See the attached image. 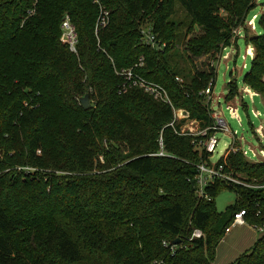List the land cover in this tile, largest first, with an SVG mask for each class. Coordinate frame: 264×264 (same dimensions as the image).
I'll list each match as a JSON object with an SVG mask.
<instances>
[{"label":"trees","instance_id":"obj_1","mask_svg":"<svg viewBox=\"0 0 264 264\" xmlns=\"http://www.w3.org/2000/svg\"><path fill=\"white\" fill-rule=\"evenodd\" d=\"M100 1L110 22L96 34L93 0H0V264H213L241 211L261 237L234 264H264V163L229 153L217 165L242 183L198 195L197 166L211 155L197 141L215 124L202 93L216 73L191 75L177 61L184 27L202 32L185 42L188 59L214 58L244 32L255 52L244 83L264 101V34L246 30L258 0ZM65 16L77 56L60 41ZM143 27L163 49L143 42ZM122 69L163 87L172 106L139 88L123 93ZM227 89L229 104L239 95ZM173 109L206 135L183 134ZM224 191L236 202L221 213Z\"/></svg>","mask_w":264,"mask_h":264},{"label":"rangeland","instance_id":"obj_2","mask_svg":"<svg viewBox=\"0 0 264 264\" xmlns=\"http://www.w3.org/2000/svg\"><path fill=\"white\" fill-rule=\"evenodd\" d=\"M257 5L258 6L250 13V20L246 24V30L249 37H253L256 35L261 36L264 34V27L261 23V20L264 16V0H258ZM255 15L257 18L254 21L253 19ZM177 19L178 21H184L186 25L188 23V20L185 17V13L179 9ZM142 29L147 30L149 28L143 27ZM186 32V27H184V29L182 30L184 39L181 40L182 43L178 46L179 57L177 61L180 66L187 72H191V75L195 74L196 72H211V70L214 69L216 73V79L215 85L212 88V98L208 102V96L204 97V105L210 108V112L212 111V109L222 112L224 115V119L227 121L230 131L227 133L217 134V139L219 142L216 151L213 155H211V162L215 164L225 155L227 157L229 153H233L231 149H229L230 151H227V149L229 145L234 142L237 148H241L243 151H246L248 153V156L250 157L249 159L255 161L256 159L252 157L253 153L259 154L260 151L264 150V139L260 136V134L256 132V130L261 126L264 130V101L261 97H256L252 101L250 96L243 94V90L246 88L244 79L246 74L250 71L252 65V58L246 56V52L251 46H247L245 42L244 32H241V34L237 33L236 36L239 38H234L231 42L230 47L224 50L222 53L217 54L214 58H212L211 55H206L201 58L189 59L183 51L185 49V42L189 38L202 34V32L199 28H195L192 34H187ZM254 53L255 52L253 51V54ZM229 83H234V85L238 89L239 96L235 98L232 103L227 104L225 102V96L227 95V87ZM241 96L244 97L243 105H246L248 108L247 111H244L242 106L239 107V115L241 119L240 123L238 122V120H234L230 117L227 107L232 104L234 106L239 105L241 103ZM90 102L91 106H93L94 102L91 99ZM78 104L80 105V101L78 102ZM257 113H259V116H256ZM187 114H184L185 117L182 114H178L176 116L177 119L175 122L176 124H179L181 126V132L185 135L194 136L195 138L205 136L204 133H207L208 129H202L200 123L195 120H188ZM234 133L236 135V138L233 136ZM262 134L264 135V132ZM233 138H235L236 140H233ZM206 141H197V145L201 146V148L204 149V144ZM260 161L262 160H259V162ZM229 173L230 174L227 175L230 177L232 173ZM241 180L243 179L240 178V175L237 178L232 177V183L239 184L242 183ZM235 202L236 195L232 192L224 191L216 199V210L218 212L224 213L226 209L229 206L234 205Z\"/></svg>","mask_w":264,"mask_h":264},{"label":"built area","instance_id":"obj_3","mask_svg":"<svg viewBox=\"0 0 264 264\" xmlns=\"http://www.w3.org/2000/svg\"><path fill=\"white\" fill-rule=\"evenodd\" d=\"M39 0H33L34 4H37ZM94 4L98 5L100 8L98 18L96 20V34L99 33L101 30L105 29L107 25L110 22V12L104 7V5L101 3L100 0H93ZM256 15L254 16V21L256 19ZM255 29V28H254ZM62 38L61 41L68 46L70 52L74 55H77V45H78V35L76 28L74 25L71 23L70 19L68 16H65L63 21H62ZM142 35H143V42L151 46L153 49H163L164 46H159L156 38L154 35L151 33L150 29H143L142 30ZM254 49L249 47L247 50V55L248 57H251L253 59L254 54H253ZM139 66H142V63L139 64ZM116 74L120 76L123 79V86L121 91L123 93L127 92V90L132 89V88H139L144 91L145 94L148 96L152 97L154 100L159 101L165 105L172 106L170 97L167 93V91L154 83L148 82L145 79H143L141 76L135 73L133 69H122L120 71H117ZM179 81V79H178ZM214 87L213 82L210 83L209 87L203 92V96L206 97L208 96V102L211 100V94H212V88ZM243 94H246L250 96L251 100L253 101L254 98L259 97L258 94L255 92H252L248 88H245L243 90ZM243 99L244 97L241 96V103L239 105L234 106L229 105L227 107V110L229 112V115L232 119L238 120V122L241 123L240 115H239V107L242 106L243 104ZM174 110V117L176 121V116L178 114H182L185 117V113L187 114L186 111L184 110ZM184 113V114H183ZM211 118L214 120V126L210 129L213 131V135L205 142L204 144V150L209 153L210 155H213L214 152L216 151V148L218 146V139H217V134L218 133H227L230 132L228 128L227 121L224 119V115L220 111H215L212 109L210 112ZM256 116H259V113L256 114ZM188 120L189 115L187 114ZM173 126V124H171ZM258 134L264 139V135L262 134L264 132L263 127L261 126L259 129L256 130ZM206 135V132L204 133ZM233 136L236 138L235 133ZM233 138V140H236ZM160 147H161V152L158 154V156H164L165 153L163 152V142L162 139H160ZM231 151L233 153H238L241 152L243 156L246 158V160L254 163H264V150L260 151L259 154L253 153V158L256 160H251L249 159L250 157L248 156V153L246 151H243L241 148H237L235 142L230 144L227 151ZM226 151V152H227ZM259 160H262L259 162ZM216 181H221V182H233L232 181V176H228L227 174L224 173V167L223 166H218L217 163L213 164L211 161L210 162H203L199 166H197V176H196V184H197V193L199 196L204 197V192L205 188L213 185ZM238 184V183H236ZM246 216L244 211H241L234 216V220L232 223V226H241L245 225V220L244 217ZM230 227V228H231ZM230 228L227 230V232L230 230ZM203 237V233L200 230H195L192 239H200Z\"/></svg>","mask_w":264,"mask_h":264},{"label":"crops","instance_id":"obj_4","mask_svg":"<svg viewBox=\"0 0 264 264\" xmlns=\"http://www.w3.org/2000/svg\"><path fill=\"white\" fill-rule=\"evenodd\" d=\"M260 237L261 232L248 224L231 227L217 247L213 264H234L251 251Z\"/></svg>","mask_w":264,"mask_h":264},{"label":"water","instance_id":"obj_5","mask_svg":"<svg viewBox=\"0 0 264 264\" xmlns=\"http://www.w3.org/2000/svg\"><path fill=\"white\" fill-rule=\"evenodd\" d=\"M80 106L85 111L89 110L92 107L89 95H85L83 98L80 99ZM177 243H179V241L174 242V244H177Z\"/></svg>","mask_w":264,"mask_h":264}]
</instances>
